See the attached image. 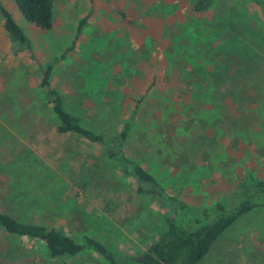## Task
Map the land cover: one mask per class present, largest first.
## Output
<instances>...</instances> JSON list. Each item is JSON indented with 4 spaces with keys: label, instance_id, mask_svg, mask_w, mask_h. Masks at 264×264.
Segmentation results:
<instances>
[{
    "label": "rangeland",
    "instance_id": "rangeland-1",
    "mask_svg": "<svg viewBox=\"0 0 264 264\" xmlns=\"http://www.w3.org/2000/svg\"><path fill=\"white\" fill-rule=\"evenodd\" d=\"M196 1L54 0V25L42 30L0 0L30 43L12 40L0 13V211L122 256L165 227V203L139 195L103 148L58 133L41 87L49 66L66 107L109 140L140 103L125 152L169 195L212 207L245 176L264 178V12L216 0L194 13ZM0 264L108 263L91 251L52 259L0 230ZM201 264H264V209L238 220Z\"/></svg>",
    "mask_w": 264,
    "mask_h": 264
},
{
    "label": "trees",
    "instance_id": "trees-1",
    "mask_svg": "<svg viewBox=\"0 0 264 264\" xmlns=\"http://www.w3.org/2000/svg\"><path fill=\"white\" fill-rule=\"evenodd\" d=\"M264 12V0H250ZM22 15L42 30L54 25V0H15ZM216 0H197L194 13L207 12ZM0 13L5 18V28L12 40L26 49L30 43L24 31L17 25L11 14L0 2ZM125 17L124 13H122ZM84 22L79 25V33ZM69 52V50L67 51ZM63 59L65 56H62ZM52 67L44 71L41 87L56 115L59 134H72L103 148L106 157L121 168V172L138 182L139 195H153L167 206L164 215L165 227L145 251L133 255H121L97 238L84 236L78 242L61 229L40 223L21 222L14 216L0 211V230L20 239H30L41 243L52 259L77 256L85 251L96 253L108 264H201L213 246L243 216L264 209V178L245 176L223 200L214 206L198 207L169 195L157 178L144 165L131 159L125 152L140 106L138 102L131 117L125 121L115 139L89 128L84 121L72 113L65 105L61 92L52 87Z\"/></svg>",
    "mask_w": 264,
    "mask_h": 264
}]
</instances>
